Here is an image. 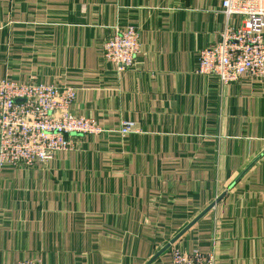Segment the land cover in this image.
I'll use <instances>...</instances> for the list:
<instances>
[{"label":"crops","instance_id":"crops-1","mask_svg":"<svg viewBox=\"0 0 264 264\" xmlns=\"http://www.w3.org/2000/svg\"><path fill=\"white\" fill-rule=\"evenodd\" d=\"M223 2L0 0V80L73 86V113L110 130L0 168V264H264V79L197 72L242 23ZM130 26L142 49L121 70L103 44Z\"/></svg>","mask_w":264,"mask_h":264},{"label":"built area","instance_id":"built-area-1","mask_svg":"<svg viewBox=\"0 0 264 264\" xmlns=\"http://www.w3.org/2000/svg\"><path fill=\"white\" fill-rule=\"evenodd\" d=\"M222 11L231 18L239 15L240 26L228 21L220 42L201 50L199 74L214 75L223 84L237 82L244 75L264 79V0H224ZM142 45L140 30L118 29L105 40L103 57L120 69L135 64ZM21 99V101H17ZM77 99L73 86L20 83L0 80V168L6 164L30 167L48 162L55 154L74 148L71 135L102 136L110 130L93 118L72 111ZM134 124L124 121L118 132L127 135ZM173 264H216L214 252L172 250ZM16 264H41L21 260Z\"/></svg>","mask_w":264,"mask_h":264},{"label":"water","instance_id":"water-1","mask_svg":"<svg viewBox=\"0 0 264 264\" xmlns=\"http://www.w3.org/2000/svg\"><path fill=\"white\" fill-rule=\"evenodd\" d=\"M17 101H21V99H18Z\"/></svg>","mask_w":264,"mask_h":264}]
</instances>
